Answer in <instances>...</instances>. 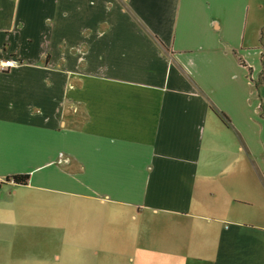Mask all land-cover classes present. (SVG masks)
Returning <instances> with one entry per match:
<instances>
[{
    "label": "crops",
    "instance_id": "1",
    "mask_svg": "<svg viewBox=\"0 0 264 264\" xmlns=\"http://www.w3.org/2000/svg\"><path fill=\"white\" fill-rule=\"evenodd\" d=\"M10 56L0 264H264V0H0Z\"/></svg>",
    "mask_w": 264,
    "mask_h": 264
},
{
    "label": "built area",
    "instance_id": "2",
    "mask_svg": "<svg viewBox=\"0 0 264 264\" xmlns=\"http://www.w3.org/2000/svg\"><path fill=\"white\" fill-rule=\"evenodd\" d=\"M21 62L19 57H0V72L10 71L12 68L18 66ZM64 154L61 153V157L59 158L58 162L61 163L65 159L63 158Z\"/></svg>",
    "mask_w": 264,
    "mask_h": 264
},
{
    "label": "trees",
    "instance_id": "3",
    "mask_svg": "<svg viewBox=\"0 0 264 264\" xmlns=\"http://www.w3.org/2000/svg\"><path fill=\"white\" fill-rule=\"evenodd\" d=\"M263 79H264V75H263ZM14 180L17 183H20L21 185H25L28 183L29 180V175L28 174H14L11 175L10 177H7L6 180Z\"/></svg>",
    "mask_w": 264,
    "mask_h": 264
},
{
    "label": "rangeland",
    "instance_id": "4",
    "mask_svg": "<svg viewBox=\"0 0 264 264\" xmlns=\"http://www.w3.org/2000/svg\"><path fill=\"white\" fill-rule=\"evenodd\" d=\"M263 67H264V65H263ZM259 87H260V88L263 87V88H262V92L264 93V80H262V85H260ZM110 227H111V226H110ZM110 231H111L112 233L114 232V231H112V227L110 228ZM112 236H114V235L112 234ZM109 237H111V236H109ZM60 251H61L62 253H65V252H63V249H61ZM65 256H66V254H65Z\"/></svg>",
    "mask_w": 264,
    "mask_h": 264
}]
</instances>
